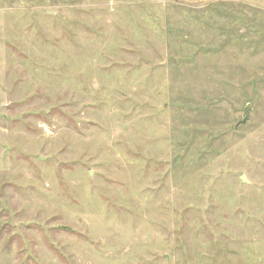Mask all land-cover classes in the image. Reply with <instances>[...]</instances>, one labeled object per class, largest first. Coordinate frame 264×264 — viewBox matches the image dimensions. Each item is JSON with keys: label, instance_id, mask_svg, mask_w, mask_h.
I'll return each mask as SVG.
<instances>
[{"label": "rangeland", "instance_id": "obj_1", "mask_svg": "<svg viewBox=\"0 0 264 264\" xmlns=\"http://www.w3.org/2000/svg\"><path fill=\"white\" fill-rule=\"evenodd\" d=\"M0 264H264V0H0Z\"/></svg>", "mask_w": 264, "mask_h": 264}, {"label": "water", "instance_id": "obj_2", "mask_svg": "<svg viewBox=\"0 0 264 264\" xmlns=\"http://www.w3.org/2000/svg\"><path fill=\"white\" fill-rule=\"evenodd\" d=\"M252 111V105L248 104L247 107L244 109V118L243 120L239 123V125H245L250 121V113ZM243 181L247 182L246 177L242 178Z\"/></svg>", "mask_w": 264, "mask_h": 264}]
</instances>
